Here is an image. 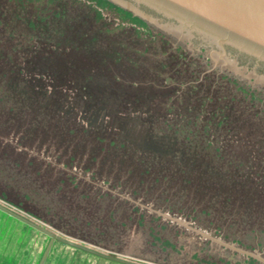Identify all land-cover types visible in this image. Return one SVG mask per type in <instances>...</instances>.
Listing matches in <instances>:
<instances>
[{"label":"trees","instance_id":"1","mask_svg":"<svg viewBox=\"0 0 264 264\" xmlns=\"http://www.w3.org/2000/svg\"><path fill=\"white\" fill-rule=\"evenodd\" d=\"M10 7L0 0V133L21 129L24 147H53L64 165L0 147L1 199L70 237L144 259L166 258L137 246L127 252L133 234L159 230L158 224L128 201L78 179L72 169L80 168L92 181L131 187L135 196L173 212L191 207L203 224L228 238L264 241L263 87L226 71L190 68V52L161 33L157 40L167 55L157 65L137 60L145 64L137 70L144 78L132 80L135 50L122 52L121 36L108 38L92 16L76 11L60 29L44 23L16 34ZM123 39L137 41L131 33ZM183 81L184 111L173 118L167 98ZM254 92L262 100L252 98ZM200 108L208 111L200 115ZM198 119L215 133L191 130ZM176 120L180 129L158 127ZM243 123L252 145L235 153L226 145L241 141ZM14 237L0 236V262L21 240ZM147 241L160 246L150 232Z\"/></svg>","mask_w":264,"mask_h":264},{"label":"rangeland","instance_id":"2","mask_svg":"<svg viewBox=\"0 0 264 264\" xmlns=\"http://www.w3.org/2000/svg\"><path fill=\"white\" fill-rule=\"evenodd\" d=\"M8 3L11 5L9 12L10 21L14 22L15 24L13 30L11 29V31L16 34L24 33L26 29L25 26L31 25V27H33L38 24L44 25V23L54 29H60L63 27L65 20L68 18L66 17L68 16L67 14L72 15L75 14L76 11L77 13L81 11V13L83 12L87 16H92L97 27L101 28L102 26H104L102 28V31L108 38L121 36V42L119 46L125 49H121L122 52H128L129 49L135 50V52L132 53L134 55L133 59H135V61L132 62V66L133 68H135L132 71L133 73L131 74L132 80H141L142 78H144L140 75V71H137L138 69H142L145 64H149L147 66L157 65L158 62H160V60H162L164 56L167 55L166 53H164L165 50L163 49V47L160 46L161 41L159 39L157 40L159 33L166 35L164 32L137 17L136 15L111 3L108 0H8ZM130 33L136 37L137 41L136 43H134V45H129L126 42L122 41L124 40L123 37ZM176 42L179 44L178 46L182 45L178 41ZM184 48L189 51L193 57H191L193 62L190 63V68L195 69V67H202L203 70H205L206 68H210V70L217 69L219 70V72H225L224 70L216 67L215 65L196 55L185 46ZM174 50L175 52H178V50ZM137 60L145 64L140 65ZM194 74V76H197L196 73ZM191 80H193V82H196V80H201L204 82L206 81L205 79L195 80L193 78ZM241 80L243 81L244 79ZM248 83L257 88L261 87L251 82ZM183 86H185L184 81L181 83L177 82L176 94L167 98V101H169L167 105L168 110L172 115H174L173 118H181L184 111V109H182L183 107H181L180 105V103L182 102L183 93L185 91V88ZM238 89L242 90L240 89V87ZM250 95L252 98L254 97L256 99H261V96L255 94V92ZM213 106L210 109H214L215 107ZM200 109L196 110L200 115L208 111L204 108ZM200 117L203 118V116ZM246 124L247 123H243V125L239 127V132L241 131L242 134L241 141L228 140V143L226 145L230 149H234L235 153L236 151H245L246 146L251 147L252 145L250 138H248V134H246L247 130L249 129ZM158 127L160 130L171 132L175 129H180V127L182 126H180L176 120L170 123H159ZM191 130H193L197 134H201L204 131L215 133L214 126L212 124L203 123L201 119H198L191 126ZM220 143L221 141H219V144ZM7 146L12 147L17 151L24 149L30 155H34L42 159L46 163L56 165L57 167L61 168L64 165L62 160L56 157L57 152L54 151L53 147L44 146V148L41 149H38L34 146L24 147L21 144V129H15L6 134L0 133V147ZM72 172L78 176V179L81 178L91 183L94 189L100 188L102 189V192H109L118 200H126L132 204L133 209L144 211V213L146 212V214L154 218L156 222L154 223L156 225L158 224V227H156L159 230H154L151 227H148L144 229L145 233L143 232V235L141 234V232L135 235L133 234L132 239L128 244L127 252L133 250L134 247L137 246L140 249L146 248L147 250L152 251L160 250V253H164V256L166 258H162V261H155L152 258L144 259L132 254L130 255L129 253H119L105 249L95 244L85 242L81 239L65 235L46 222L39 220L38 218L24 212L22 209L10 204L9 202H6L1 198L0 202L24 214L25 216L42 223L46 227L55 230L59 234L65 235L68 238L90 248L96 249L99 252L118 256L135 262H140L143 264H264L258 259L252 256H248L239 250L241 249L259 253L260 256L264 258V241H261L258 237L254 238L253 236L249 235L248 237H246L247 239L245 238V240H235L232 238H228L225 236L224 232L219 230L218 227H215L214 225L207 226L203 224L200 217L195 216V213L191 211V207L185 206L184 209L173 212L165 204L158 206L156 205V203H154L153 200L144 199L142 196H135L134 193H132L133 190L131 187L124 189L120 186H112V184L104 180L92 181L88 178L87 174H83V172L80 171V168H73ZM158 212L168 214L173 218L182 219L190 227H186L182 224L177 223L176 221H172L169 218L159 214ZM159 225L163 226L159 227ZM31 230H34L31 226L16 220V218L0 210V236L4 235L5 237H21V234L27 236V233H29ZM196 230H199V232H196ZM148 232H150V234H155V238H157V240L160 242L159 247H157L158 244L156 243H153V245H150L151 243L149 241H147L148 244L145 243V238H147ZM162 232L164 233L161 235V237H157ZM200 232L208 234V236H203ZM2 242L3 240L0 241V244H2ZM54 244L52 246L50 255L51 263L49 264H121L99 256H95L93 254L84 252L83 250L68 246L63 243L61 245V248H59L60 245L57 244V242H54ZM25 249L26 251L28 250L26 248V245H24V249H21L23 251L19 254L20 259L26 257ZM151 253H155V255L159 254L156 252ZM8 254L12 255V253ZM162 255L160 254L159 256ZM20 259L17 258V260Z\"/></svg>","mask_w":264,"mask_h":264},{"label":"water","instance_id":"3","mask_svg":"<svg viewBox=\"0 0 264 264\" xmlns=\"http://www.w3.org/2000/svg\"><path fill=\"white\" fill-rule=\"evenodd\" d=\"M108 1L170 35L207 62L264 88V0ZM0 210L49 237L38 264H44L54 241L121 264H143L76 242L1 202ZM158 213L190 227L182 219ZM239 250L264 263L259 253Z\"/></svg>","mask_w":264,"mask_h":264},{"label":"crops","instance_id":"4","mask_svg":"<svg viewBox=\"0 0 264 264\" xmlns=\"http://www.w3.org/2000/svg\"><path fill=\"white\" fill-rule=\"evenodd\" d=\"M33 229L34 230H31L29 233H27V236H24L23 234H21V237L16 236L17 240L18 239H21V240H18L19 242H17V243L15 240L13 241V243H12L13 245L12 246L10 245V247L8 249V253H12V255L8 254L6 256L7 261H5L6 258H4V259H2L0 264L1 263L2 264H7V263H9V264H15V263H17V264H34L35 260L39 256L41 257L42 249H43V247L45 249V246L47 244V243L45 244V241L47 242L49 239L47 240V238L44 236V233L42 234V232L36 230L35 228H33ZM26 237H27V239H26ZM54 242H57V244L60 245L59 248H61V245H62L61 242H59V243H58V241H54ZM22 244H23V246H22ZM24 245H26V248L28 250L26 251V249H25L26 257H23L20 259L19 254L23 251L21 249H24ZM44 249H43V251H44ZM51 251H52V247H51ZM50 255H51V252H50ZM50 255H49V258L47 259L48 261L45 259L47 261V262H45V264L51 263V260H50L51 256ZM17 258H19L20 260H17Z\"/></svg>","mask_w":264,"mask_h":264}]
</instances>
